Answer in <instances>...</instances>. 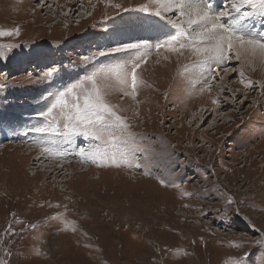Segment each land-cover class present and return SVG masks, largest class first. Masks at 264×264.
Returning a JSON list of instances; mask_svg holds the SVG:
<instances>
[{"label": "rangeland", "instance_id": "rangeland-1", "mask_svg": "<svg viewBox=\"0 0 264 264\" xmlns=\"http://www.w3.org/2000/svg\"><path fill=\"white\" fill-rule=\"evenodd\" d=\"M158 7L0 0V264H264V62L201 75L187 51L155 48ZM142 40L146 55L124 48ZM123 61L140 63L137 88L110 101L139 135L119 168L93 162L100 141L34 130L50 95Z\"/></svg>", "mask_w": 264, "mask_h": 264}, {"label": "snow or ice", "instance_id": "snow-or-ice-1", "mask_svg": "<svg viewBox=\"0 0 264 264\" xmlns=\"http://www.w3.org/2000/svg\"><path fill=\"white\" fill-rule=\"evenodd\" d=\"M151 2L159 4L155 15L164 20L163 24L155 22L151 25L158 35L164 37L155 41V48L159 50L167 47L170 52L178 55H184L187 51L195 58L193 66L201 75H210L215 71L213 64L224 67L233 57L236 61H240L242 56L246 58L249 53H259L264 57V0H228L221 8L215 6V0ZM147 8L145 5L141 10L145 11ZM161 9L165 13L171 11L186 19L179 22L167 19L162 16ZM11 34L0 30V36ZM16 34H19V30ZM124 48L143 51L146 55L152 50L153 43L142 40L139 43L126 44ZM81 59L84 61L88 57ZM128 64H131L130 69ZM139 68V62L131 61L102 66L86 74L78 82L58 90L50 95L52 102L47 109L39 113L40 116L49 118L48 126L34 130L59 135L67 141L77 135L100 141L101 145L91 155L93 162L96 159H106L112 166L119 168L127 159L126 149L139 134L131 131L127 117L119 112L118 106L111 103L110 96L117 90L123 95H134ZM57 71V68H51L43 76H38L37 80L50 79ZM240 74L243 75V72ZM113 76L115 84L110 82ZM129 85L132 92L127 91ZM6 86V83H0V89ZM205 87L211 90L210 84ZM84 151V148L80 149L81 154ZM135 166L141 167L140 164ZM160 182L165 184L163 179ZM228 202L231 203V200Z\"/></svg>", "mask_w": 264, "mask_h": 264}, {"label": "bare ground", "instance_id": "bare-ground-1", "mask_svg": "<svg viewBox=\"0 0 264 264\" xmlns=\"http://www.w3.org/2000/svg\"><path fill=\"white\" fill-rule=\"evenodd\" d=\"M131 23V22H130ZM153 23H155V21H153L152 22V24ZM151 24V25H152ZM147 26V25H146ZM146 26H144L145 28H146ZM241 59H242V61L244 62V65H246V64H250V62L251 63H255L254 62V60H256L257 61V63L258 62H264V57H262L259 53H257L256 55H252L251 53H249L248 55H247V57L245 58L244 56H242L241 57ZM241 61V60H240ZM237 70H239V68L238 69H236L235 71H237ZM196 79V78H195ZM215 88V87H214ZM209 110H206L205 112H204V114H206L207 112H208ZM75 147V146H74ZM36 150V149H35ZM71 151L73 150V148L72 149H70ZM44 158L43 160H45L47 163H45V165H43V163L42 164H40V166H42L43 168H45L46 170L45 171H48V169H51V172H54L55 170H56V166H55V161H49V157L47 156V155H41V158ZM46 158V159H45ZM59 159V158H58ZM57 159V160H58ZM49 162H48V161ZM64 162L66 161L65 159L63 160ZM44 162V161H43ZM56 162H58V161H56ZM55 166V167H54ZM61 166H63V165H61ZM63 167H65V166H63ZM53 170V171H52ZM61 171V170H60Z\"/></svg>", "mask_w": 264, "mask_h": 264}]
</instances>
